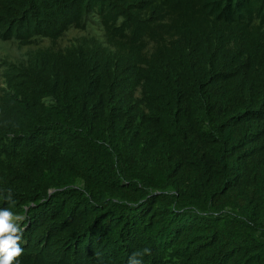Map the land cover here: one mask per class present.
<instances>
[{
    "label": "trees",
    "instance_id": "trees-1",
    "mask_svg": "<svg viewBox=\"0 0 264 264\" xmlns=\"http://www.w3.org/2000/svg\"><path fill=\"white\" fill-rule=\"evenodd\" d=\"M0 43L13 264H264V0H0Z\"/></svg>",
    "mask_w": 264,
    "mask_h": 264
},
{
    "label": "clouds",
    "instance_id": "clouds-1",
    "mask_svg": "<svg viewBox=\"0 0 264 264\" xmlns=\"http://www.w3.org/2000/svg\"><path fill=\"white\" fill-rule=\"evenodd\" d=\"M13 219V213L8 209L0 211V264H13L15 258L22 252L18 241L21 239L23 229L10 223Z\"/></svg>",
    "mask_w": 264,
    "mask_h": 264
},
{
    "label": "rangeland",
    "instance_id": "rangeland-1",
    "mask_svg": "<svg viewBox=\"0 0 264 264\" xmlns=\"http://www.w3.org/2000/svg\"><path fill=\"white\" fill-rule=\"evenodd\" d=\"M25 48L18 49L15 44L12 43H0V58L14 59L20 57L24 52Z\"/></svg>",
    "mask_w": 264,
    "mask_h": 264
}]
</instances>
